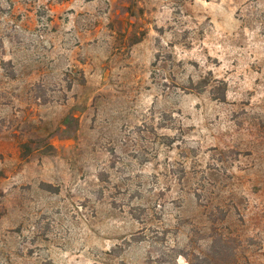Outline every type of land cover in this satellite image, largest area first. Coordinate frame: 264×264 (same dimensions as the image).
I'll use <instances>...</instances> for the list:
<instances>
[{
	"label": "rangeland",
	"instance_id": "374dc122",
	"mask_svg": "<svg viewBox=\"0 0 264 264\" xmlns=\"http://www.w3.org/2000/svg\"><path fill=\"white\" fill-rule=\"evenodd\" d=\"M121 263L264 264V0H0V264Z\"/></svg>",
	"mask_w": 264,
	"mask_h": 264
},
{
	"label": "trees",
	"instance_id": "16d2710c",
	"mask_svg": "<svg viewBox=\"0 0 264 264\" xmlns=\"http://www.w3.org/2000/svg\"><path fill=\"white\" fill-rule=\"evenodd\" d=\"M198 89H200L199 86H195V89H193V90H198ZM22 146H23L22 156H23V158H27L28 155H29V152L31 151V147H30V145L28 143H24ZM210 248H211L210 254L212 256V255H214V251L213 250H215L214 244H212L210 246ZM201 258L206 261V260L210 259V255L206 254V255H203V257H201ZM121 264H125V263H121Z\"/></svg>",
	"mask_w": 264,
	"mask_h": 264
}]
</instances>
